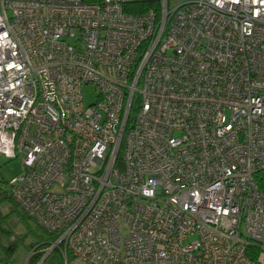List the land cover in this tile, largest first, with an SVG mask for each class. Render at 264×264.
I'll return each instance as SVG.
<instances>
[{"label": "built area", "instance_id": "2783aa9c", "mask_svg": "<svg viewBox=\"0 0 264 264\" xmlns=\"http://www.w3.org/2000/svg\"><path fill=\"white\" fill-rule=\"evenodd\" d=\"M0 153L36 264H264V0H0Z\"/></svg>", "mask_w": 264, "mask_h": 264}, {"label": "rangeland", "instance_id": "374dc122", "mask_svg": "<svg viewBox=\"0 0 264 264\" xmlns=\"http://www.w3.org/2000/svg\"><path fill=\"white\" fill-rule=\"evenodd\" d=\"M81 91L85 105L95 101L96 91L90 84L83 85ZM20 169L19 156L7 158L0 153V264H24L34 247L51 241L44 230L24 215L8 196L9 180ZM192 238L194 235L189 236ZM55 254L53 251L48 255L47 263L54 261Z\"/></svg>", "mask_w": 264, "mask_h": 264}, {"label": "trees", "instance_id": "16d2710c", "mask_svg": "<svg viewBox=\"0 0 264 264\" xmlns=\"http://www.w3.org/2000/svg\"><path fill=\"white\" fill-rule=\"evenodd\" d=\"M142 6H145V5H141L140 7H142ZM146 7V6H145ZM142 9H144V7L142 8ZM264 178V177H263ZM256 179H257V176H256ZM257 181H259V187L262 189V190H264V179H263V181H261V177H258V180ZM10 198V197H9ZM14 204V203H13ZM15 205V204H14ZM16 206V205H15ZM45 232V231H44ZM45 234L47 235V238H49L50 237V239L52 240V236H50L49 234H47L46 232H45ZM48 245H49V242H44V243H42V244H39V245H37L36 247H34L33 248V250H32V255H30V258H28V264H36L37 263V261L43 256V253L45 252V250H46V248L48 247ZM47 258L48 257H46L44 260H43V262L42 263H40V264H49V263H47ZM58 260H59V262H58ZM55 261H57V262H55ZM53 263H57V264H63L62 263V261L60 260V256L58 255V253H56L55 254V257H54V261H52V262H50V264H53Z\"/></svg>", "mask_w": 264, "mask_h": 264}, {"label": "crops", "instance_id": "0c3cea01", "mask_svg": "<svg viewBox=\"0 0 264 264\" xmlns=\"http://www.w3.org/2000/svg\"><path fill=\"white\" fill-rule=\"evenodd\" d=\"M25 264V263H24Z\"/></svg>", "mask_w": 264, "mask_h": 264}]
</instances>
